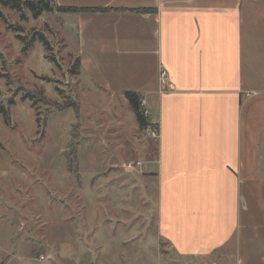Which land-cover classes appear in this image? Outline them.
Instances as JSON below:
<instances>
[{
    "label": "crops",
    "instance_id": "obj_1",
    "mask_svg": "<svg viewBox=\"0 0 264 264\" xmlns=\"http://www.w3.org/2000/svg\"><path fill=\"white\" fill-rule=\"evenodd\" d=\"M54 3L107 9L56 14L76 26L80 75L145 103L158 243L180 261L264 264V0Z\"/></svg>",
    "mask_w": 264,
    "mask_h": 264
},
{
    "label": "rangeland",
    "instance_id": "obj_2",
    "mask_svg": "<svg viewBox=\"0 0 264 264\" xmlns=\"http://www.w3.org/2000/svg\"><path fill=\"white\" fill-rule=\"evenodd\" d=\"M56 12L0 4V264H199L158 243L157 138L75 69Z\"/></svg>",
    "mask_w": 264,
    "mask_h": 264
},
{
    "label": "trees",
    "instance_id": "obj_3",
    "mask_svg": "<svg viewBox=\"0 0 264 264\" xmlns=\"http://www.w3.org/2000/svg\"><path fill=\"white\" fill-rule=\"evenodd\" d=\"M0 4L3 6L11 7L13 10L18 12L22 11L23 8L29 7L32 9L36 16H41L44 12L52 11L53 7L57 10V12L61 13H70V12H85V11H107V9H76V8H66V7H58L55 5L54 0H0ZM143 13H151L152 10H142ZM48 45V43L46 42ZM79 60L77 59L75 64L77 68L79 67ZM75 73V71H73ZM126 97L129 99L132 107L140 121L141 129L145 130L150 125L148 118L144 115V110L141 107V97L136 93H127ZM73 106V105H71Z\"/></svg>",
    "mask_w": 264,
    "mask_h": 264
},
{
    "label": "built area",
    "instance_id": "obj_4",
    "mask_svg": "<svg viewBox=\"0 0 264 264\" xmlns=\"http://www.w3.org/2000/svg\"><path fill=\"white\" fill-rule=\"evenodd\" d=\"M160 80H161V83H162L163 86H168L169 89H172L173 88L172 85L169 84V81H168V73L164 69H161V72H160ZM141 105H142V107H144L145 106V103L142 102ZM143 110H144V115L146 117H148V111L145 110L144 108H143ZM153 136L154 137H157V133L155 131H153ZM42 260H45V258H42Z\"/></svg>",
    "mask_w": 264,
    "mask_h": 264
}]
</instances>
